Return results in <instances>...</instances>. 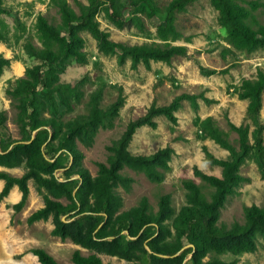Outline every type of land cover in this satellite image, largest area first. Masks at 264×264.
Instances as JSON below:
<instances>
[{
	"label": "trees",
	"instance_id": "1",
	"mask_svg": "<svg viewBox=\"0 0 264 264\" xmlns=\"http://www.w3.org/2000/svg\"><path fill=\"white\" fill-rule=\"evenodd\" d=\"M73 1L77 9L68 0H50L59 13V20L38 12L34 28L40 43L29 37L23 42L25 50L39 62L26 66L24 74L11 81L7 88L16 99V120L22 136L1 143L6 114L4 110L0 111V163L14 165L25 157L27 169L20 176L0 170V178L5 180L0 198L16 183L21 190V198L11 207L19 210L28 196L27 179L33 177L39 186L46 187L54 195L64 194L69 200L63 203L45 195L44 205L28 215L29 223L52 213L54 233L61 237L69 236L76 242L109 254L136 260L131 264H233L234 260L225 261L218 254L227 250L239 253L256 249L257 235H264V204L245 206L241 222L226 224L218 220L228 196L240 181L246 179L240 172V166L251 150L264 176V122L260 119L264 68L257 66L255 76L242 77L238 86V97L248 99L246 117L254 124L251 131L249 123L237 124L226 115L229 130L237 134L232 140L229 130L222 128L212 114L196 115L194 123L199 137L214 140L226 148L228 154L218 157L206 144L202 145L205 157L221 165V175L195 168L196 175L211 188L208 194L193 178H182L187 189V201L173 218L175 233L172 240H165L172 235L168 223L174 213L170 193L159 195L156 210L142 196L130 209L119 211L121 198L114 191V186L119 182L129 186L131 177L121 171L125 165L144 170L153 180L162 181L165 171L170 169L172 148L166 145L151 154H135L127 148L128 144L138 126L145 123L156 126L154 116L158 114L176 122L174 111L182 99H189L194 109L198 108V96L207 103L216 100L202 93L182 92L168 104L152 103L144 114L128 121L121 136L110 146L107 161H98L97 173L92 176L83 164L84 154L76 140L84 134L90 135L110 115L118 114L125 96L119 92L116 99L103 108L99 105L104 86L101 84L90 93L88 114L63 120L59 102L69 106L70 96L80 99L84 92L80 88L82 80L73 83L62 81L56 68L62 69L70 57L80 62L87 60L83 50L85 39L80 34L82 29L92 34L102 52H118L119 60L130 57L132 67L140 61L150 67L151 60L169 62L175 55H186L188 46L174 43L181 36L176 25L177 13L185 11L196 0H169L164 6H159L156 0ZM210 3L217 10L219 24L226 29L227 41L234 49L251 52L264 48V23L255 16L259 7L264 9V1L210 0ZM100 9L120 28L132 25L142 28L143 13L156 18L155 39L129 43L110 38L97 18ZM11 12V6L0 0V15ZM15 29L17 34L25 32V21L17 18ZM10 39L8 23L0 16V41L9 42ZM9 62L10 59L0 52V75ZM199 69L204 74L227 71V68L216 70L201 64ZM32 251L42 264H61L43 247H34ZM209 253L212 254L206 259ZM71 257V264H111L103 262L97 253L85 255L79 249H75Z\"/></svg>",
	"mask_w": 264,
	"mask_h": 264
},
{
	"label": "rangeland",
	"instance_id": "2",
	"mask_svg": "<svg viewBox=\"0 0 264 264\" xmlns=\"http://www.w3.org/2000/svg\"><path fill=\"white\" fill-rule=\"evenodd\" d=\"M68 1L77 9L73 0ZM168 1L156 0L159 6L166 5ZM5 3L11 6L12 12L0 15L8 23L11 34L9 42L0 41V52L10 59L0 75V111L4 110L6 114L1 143L11 142L22 136L20 124L16 120L18 111L15 106L16 99L8 93L7 88L11 81L24 74L26 66L39 62V59L25 50L23 42L29 37L35 43H40L34 28L38 12L41 11L50 17L55 16V21L59 20V13L50 0H5ZM255 16L259 22L264 23L262 7L255 11ZM17 18L25 21V32L19 31L17 34L15 29ZM97 18L101 28L107 30L110 38L114 40L139 43L155 39V25L158 20L144 13L141 14L142 28L137 25L120 28L105 16L103 9H100ZM176 25L181 36L174 43L186 44L188 53L175 55L169 62L151 60L150 67H146L140 61L136 67H132L130 57L126 56L119 60L118 52H102L92 34L87 29H82L80 34L85 39L83 50L86 52L87 60L80 62L70 57L62 69L56 68L62 81L73 83L82 80L80 88L84 92L80 99L70 96L69 106L59 102L58 108L63 120L88 114L90 93L101 84L104 85L99 98L101 107L109 106L119 92L125 96V102L119 108L118 114L110 115L90 135L84 134L82 138L76 140L77 146L84 154L83 164L92 176L97 173V162L107 161L111 153L110 146L121 136L128 121L144 114L152 103L168 104L175 95L182 92L202 93L216 100L207 103L198 96V108L194 109L190 100L184 98L174 111L177 116L176 122H172L164 114H158L154 116L156 126L147 123L138 126L128 144L127 148L135 154H151L166 145L172 148L170 169L165 171L162 181L153 180L144 170L125 165L121 171L131 177L129 186L121 182L114 186V191L121 198L119 211L130 209L142 196H145L156 210L159 195L170 193L174 213L168 219L170 225L168 226L172 235L167 236L165 240H172L175 233L172 226L173 218L187 201V189L182 178H193L208 194L211 188L196 175L195 168L209 174L221 175V165L212 163L205 157L202 145L206 144L218 157H225L228 154V150L214 140L199 137L194 123L196 115L204 117L212 114L222 128L229 130L226 121L228 115L237 124L249 123L251 131L254 124L246 117L248 99L238 97V86L242 77L255 76L257 66L264 68V48L248 52L236 50L228 43L227 31L219 24L218 12L210 0H196L185 11L177 13ZM199 64L216 70L227 68V71L204 74L200 71ZM260 119L264 122V91ZM229 132L230 138L234 140L236 132L232 130ZM26 169L25 157L14 165L0 163V170L16 176L22 175ZM240 172L246 179L240 181L228 196L220 210L219 223L241 222L245 206L264 204V176L252 150L241 164ZM4 181L0 178V190ZM27 184L28 196L19 210L11 207L12 203L21 198V190L16 183H13L8 193L0 198V264H42L32 251L34 247H43L61 264L72 263L71 256L75 249H79L85 255L97 253L105 263L131 264L132 261H136L85 246L69 236L61 237L53 232L55 222L52 213L46 218L29 223L28 215L44 205L45 195L63 203L69 199L64 194L54 195L46 187L39 186L33 177L27 179ZM211 254L209 253L206 259ZM218 257L229 262L234 260L233 264H264V235H257V247L252 251L234 253L227 250L218 254Z\"/></svg>",
	"mask_w": 264,
	"mask_h": 264
}]
</instances>
